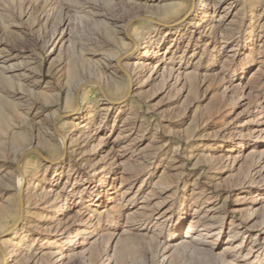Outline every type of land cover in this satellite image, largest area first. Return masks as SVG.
<instances>
[{
    "label": "rangeland",
    "instance_id": "374dc122",
    "mask_svg": "<svg viewBox=\"0 0 264 264\" xmlns=\"http://www.w3.org/2000/svg\"><path fill=\"white\" fill-rule=\"evenodd\" d=\"M263 120L264 0H0V264H264Z\"/></svg>",
    "mask_w": 264,
    "mask_h": 264
},
{
    "label": "bare ground",
    "instance_id": "6f19581e",
    "mask_svg": "<svg viewBox=\"0 0 264 264\" xmlns=\"http://www.w3.org/2000/svg\"><path fill=\"white\" fill-rule=\"evenodd\" d=\"M116 64H118V67L121 69L120 71H122V72L125 73V74L127 73L126 71H124L123 66L120 64L119 61H117ZM130 78H131V77H130ZM56 119H59V118H56ZM56 119H55V120H56ZM263 121H264V120H263ZM59 132H60V131H59ZM56 133H57V132H56ZM57 137L59 138V141H60V143H62V144H63V142L66 141V137H65L64 135L60 134V133H57ZM49 162H51V160H50ZM23 179H24V176H23L22 174H19V175L17 176V186H18L19 189H20V187L23 185ZM19 189H18V190H19ZM57 213H58V215H61V214H62V212H61L60 210H58Z\"/></svg>",
    "mask_w": 264,
    "mask_h": 264
}]
</instances>
